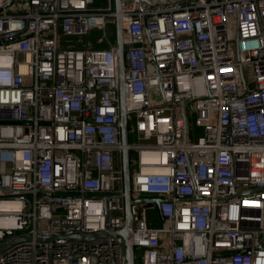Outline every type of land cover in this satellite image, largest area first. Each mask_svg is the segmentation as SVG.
Here are the masks:
<instances>
[{
    "label": "built area",
    "instance_id": "2783aa9c",
    "mask_svg": "<svg viewBox=\"0 0 264 264\" xmlns=\"http://www.w3.org/2000/svg\"><path fill=\"white\" fill-rule=\"evenodd\" d=\"M92 2L0 0V246L31 237L0 264H127L117 45L60 40L116 19ZM120 15L137 264H264V0Z\"/></svg>",
    "mask_w": 264,
    "mask_h": 264
},
{
    "label": "water",
    "instance_id": "95a60500",
    "mask_svg": "<svg viewBox=\"0 0 264 264\" xmlns=\"http://www.w3.org/2000/svg\"><path fill=\"white\" fill-rule=\"evenodd\" d=\"M131 2L141 4L146 0H130ZM122 2L123 0H115V11L118 13L115 19L116 26V45H117V55L119 62V81H120V133H121V141L124 145L122 150V166H123V179H124V195H125V224L122 229L115 231L114 233L121 235L126 244V254H127V264H137L135 257V248L134 242L131 236L132 230V204L134 199L131 195V153L128 149V144L130 143V134H129V110L126 104V98L128 95V87L126 85L125 80V46L123 41V20L120 15L122 11ZM236 194V192H234ZM148 202H155L159 204L161 199H144ZM111 232L108 230L93 233V234H84V233H75L70 235H58L59 237L69 238V239H78V240H91L103 236L110 235ZM58 236H40L39 240L48 241L54 240ZM58 237V238H59ZM31 237L24 236L19 238H14L8 242H4L0 246V253L3 252L8 247L25 240H30Z\"/></svg>",
    "mask_w": 264,
    "mask_h": 264
},
{
    "label": "rangeland",
    "instance_id": "374dc122",
    "mask_svg": "<svg viewBox=\"0 0 264 264\" xmlns=\"http://www.w3.org/2000/svg\"><path fill=\"white\" fill-rule=\"evenodd\" d=\"M96 8V7H95ZM116 32L115 23L110 22L108 26L104 30H97L93 29L92 33L88 36H75V35H62L60 36V40L63 44H70V45H98V44H106L108 45L111 43L112 35ZM112 44V43H111ZM152 96L156 100H160V94L156 92L155 89L151 90ZM132 141L133 138H130ZM150 216L155 217V211H150ZM158 220L155 224H158Z\"/></svg>",
    "mask_w": 264,
    "mask_h": 264
},
{
    "label": "crops",
    "instance_id": "0c3cea01",
    "mask_svg": "<svg viewBox=\"0 0 264 264\" xmlns=\"http://www.w3.org/2000/svg\"><path fill=\"white\" fill-rule=\"evenodd\" d=\"M109 4L115 9V0H93L92 2V6L96 8H107ZM112 23H115V20Z\"/></svg>",
    "mask_w": 264,
    "mask_h": 264
},
{
    "label": "trees",
    "instance_id": "16d2710c",
    "mask_svg": "<svg viewBox=\"0 0 264 264\" xmlns=\"http://www.w3.org/2000/svg\"><path fill=\"white\" fill-rule=\"evenodd\" d=\"M116 38H117V35H116V32H114L113 35H112V40H113V41L111 42L112 44H113V43H114V44L116 43ZM111 43H109L108 45H106V44H98V45H94V46H99V47H100V46H109V45H111Z\"/></svg>",
    "mask_w": 264,
    "mask_h": 264
},
{
    "label": "bare ground",
    "instance_id": "6f19581e",
    "mask_svg": "<svg viewBox=\"0 0 264 264\" xmlns=\"http://www.w3.org/2000/svg\"><path fill=\"white\" fill-rule=\"evenodd\" d=\"M0 224L6 225V226H12V225H14V221L11 220V219L7 220V221H4V222L0 221Z\"/></svg>",
    "mask_w": 264,
    "mask_h": 264
}]
</instances>
